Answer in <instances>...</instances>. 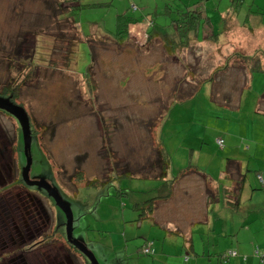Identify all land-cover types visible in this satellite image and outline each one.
I'll list each match as a JSON object with an SVG mask.
<instances>
[{"label": "rangeland", "instance_id": "374dc122", "mask_svg": "<svg viewBox=\"0 0 264 264\" xmlns=\"http://www.w3.org/2000/svg\"><path fill=\"white\" fill-rule=\"evenodd\" d=\"M131 1L137 7L134 10ZM72 4L79 7L68 11ZM186 10L200 14L196 21L193 11L191 20L196 25L192 29H186L189 24L184 18L180 29L188 40L182 48L169 53L156 40L143 46L133 43L148 31L146 19L154 20L149 34H173L171 20ZM121 13L134 20L126 23L125 34H121L131 40L117 43L116 16ZM263 26L264 0H0V89L14 87L15 103L30 122L35 145L30 137L29 176L45 177L57 186L71 212V234L85 243L97 264H160L156 255H141L133 247L140 243L138 235L146 237L148 221L140 227L136 222L121 227L115 213L122 202L130 209L138 195L149 197L151 185L158 180L115 175L125 167L134 175L150 173L147 160L155 155L156 139L170 158L197 148L198 126L216 116L212 111L221 113L222 107L211 96L232 102L241 86L239 77L244 82L242 72L239 76L237 71L242 61L235 54L253 56V61L264 64ZM224 63V68L214 71ZM194 89L196 93L189 97ZM243 90L254 97L258 92ZM186 96V101L173 100ZM169 101L171 105L164 110ZM24 160L19 124L0 111V241L5 239L0 242V259L11 245L15 247L11 223L25 212L21 197L26 190L23 181L19 182ZM245 180L253 181L250 172ZM121 188L132 192L117 197ZM189 194L199 198L196 186ZM52 200L50 208L62 232L60 224L66 215ZM173 218L181 225L180 217ZM221 232L216 231L219 239H230L225 234L219 237ZM214 238L213 234L205 242L204 252H212L211 259L225 264L227 260L219 258L221 251L209 246ZM237 238L244 240L240 234ZM262 239V250L253 238L249 251L241 253L258 259L252 264H264L254 254L255 250L264 254V230Z\"/></svg>", "mask_w": 264, "mask_h": 264}, {"label": "crops", "instance_id": "0c3cea01", "mask_svg": "<svg viewBox=\"0 0 264 264\" xmlns=\"http://www.w3.org/2000/svg\"><path fill=\"white\" fill-rule=\"evenodd\" d=\"M262 30L264 32V26ZM128 40L131 39L128 38ZM154 40L162 43L159 36ZM133 43L139 42L133 40ZM215 43H218V39ZM238 66L240 68L237 71L239 76L242 72L244 82L242 77L241 79L239 77L241 86L237 97H234L235 100L232 102H226V98L219 101L215 98L216 94L214 97L211 96L217 106L222 107L221 113L212 111V114L217 116L208 117L209 120L206 118L205 124L202 123L204 128L201 125L198 126L196 134L200 144L195 150L190 148L188 153L182 152L178 153V156H171L166 178L177 176L173 182L172 192L164 200H156L150 216L144 219L152 227L157 228V234H154L158 244L155 255L160 264H219L218 259L217 262L211 259L212 252H204L205 242L209 243L210 236L213 234L215 238L209 245L212 249L218 252L233 250L237 253L232 259H225L227 260L225 264L256 262L258 259L254 256L241 255L244 251H249L253 238L262 250L264 181L262 179L263 183L258 182L255 175L260 174L262 178V170H264V120L262 119L264 117L262 74L264 73L248 72L243 62ZM244 88L258 90V92L254 97V94L248 91L245 94ZM242 96L245 99L244 104H242ZM219 114H222L221 119L218 118ZM200 129L205 131L202 132ZM219 138L223 141L222 149H219L215 143V139ZM248 172L253 176L251 182L245 180ZM152 179L154 178L148 180ZM158 183L159 181L151 185L153 191L150 195H153ZM193 186L199 190V198H191L189 191ZM252 187L257 189L252 190ZM127 191L130 192L129 194L132 192ZM220 193L222 197L219 196ZM117 195L121 197L120 194ZM138 196L131 201V208H134L133 203H138L145 197ZM119 207H121L120 210L115 213L118 214L121 227L126 222H136L140 227L141 221L136 220L133 209H126V203L123 202L119 204ZM165 213L171 214L163 217ZM176 216L180 217L181 225L178 224L177 218H173ZM221 217L223 219H220ZM149 229H151L150 226ZM205 229H207L206 239L203 238ZM219 229L223 232L219 234V237L225 234L230 236V239H219L216 233ZM238 234L244 236L243 241L237 238ZM145 235V238L150 237L149 232ZM232 235L234 237H231ZM137 237L141 244L144 237L141 235ZM140 244H134L133 247L136 245L135 248H138ZM184 255H186L185 260ZM243 256L246 257L242 258Z\"/></svg>", "mask_w": 264, "mask_h": 264}, {"label": "trees", "instance_id": "16d2710c", "mask_svg": "<svg viewBox=\"0 0 264 264\" xmlns=\"http://www.w3.org/2000/svg\"><path fill=\"white\" fill-rule=\"evenodd\" d=\"M65 1L69 2L71 0H65ZM78 1L80 2V0H78ZM73 7L74 8L75 7H79V5L72 4V5L68 6V11L72 10ZM193 11L195 13V17H196V21H197V16H198V14H200V12H198L197 10H192V11L186 10L185 13L183 12L181 14L180 18L177 17V18L171 20V22L173 24V27L175 28L174 33L171 34V35H169V34L168 35L167 34L166 35H163V34L161 35L160 32H158L156 34L154 32L152 34H149L148 33L149 29L153 26L152 24H154V22H153L154 20L153 19L152 20H147L146 19L147 26L149 27L148 29L146 28V30H148V31L144 32L143 40L138 41L139 43H137L136 45L143 46L146 43V41L149 42L151 40H154L155 37L154 38H152V37L153 36L157 37L158 34H159V37H160L161 42H162L161 45H163V48H165L166 51H168L169 53H173L176 48H178V49L182 48V46L186 45L185 43L188 40V36H186L184 33H182L180 28L182 27V24L184 23V18L185 17L187 18V21H188L187 24H189V27L186 28V29L188 30L189 28L192 29V28L195 27L196 22L191 20V19L194 18V16L192 15V14H194ZM177 12H178V15H179L180 13H179L178 10H177ZM133 20H134V18H132L130 16H126L124 13L118 14L116 16V30H115V34H114L115 35L114 37L116 38L115 42L118 43L119 41H125L127 36L124 35L125 38H122V35L125 34L124 31L126 29L125 28L126 27V23L132 22ZM204 22L207 23V19H205ZM183 37H185V38H183ZM261 55H262V57H264V53H262ZM235 56L240 57V60L246 65L248 72L264 73V64H262V66H261L258 59H254V61H253V58H254L253 56L252 57L251 56H244V55H241V54H239V55L235 54ZM225 66H226V63L223 64V67H219V66L215 67L214 71H216V70H218L220 68H224ZM88 68H89V66H88ZM210 78H211V75H209V77H207L206 80L209 81ZM197 86L198 85H196V88H197ZM195 89L191 92L190 95H188L189 97L194 95V93H196ZM16 95L17 94H16V92L14 90V87L13 88H9V86H2V88L0 89V96L8 98L13 103H15V98H17ZM262 95H264V93ZM188 96L180 98V99H173V100H176V102L186 101ZM221 100H223V98H221ZM171 101H169L165 105L164 110L169 108V106L172 103ZM225 101H229V100L227 99ZM217 103L220 104L221 102H217ZM15 104L21 106L19 103H15ZM224 104H226V103H224ZM1 111L5 112L2 109H1ZM218 118L221 119L222 117L219 116ZM202 127L204 128V126H202ZM29 129H30V136L33 139L32 140L33 141V145H35L34 144V134L32 132L30 122H29ZM220 140H221V144L220 145L217 144L216 139H215V143H216V145L218 146L219 149H222L223 148V141H222V139H220ZM19 141H20V135H19ZM155 145H156L155 146V149H156L155 155L151 159L147 160V162L149 163L148 169L151 170L150 173H148L149 171H143V175H137V174L134 175L131 171H129L131 169H129L128 167H125V168H123V170L120 173H118L117 176L115 175L116 178L117 177H131V178H136V179H139V178H148V179L149 178H154V180L158 179L159 183H158V186L156 187V189L154 190L153 195H150L147 198L143 197V200L139 201L138 203H133L134 208L130 207V209H133L135 211V213H136V218H137L136 220L141 221V223L144 222V221H147V220H144V219H146V218L148 219V217L150 216V213H151V211L153 209V205H154L156 200H164L165 198L170 196V194L172 192L173 182L175 181V179H177V176H173L171 178H166V174H167V170L169 169V166H170L171 158H170L169 155L166 154L165 151H167V150L164 148L163 144H162V147H161L160 146V142L159 141L157 142V139L155 141ZM24 158H25V155H24ZM187 168H189V166ZM48 171H47V174H49ZM108 182H110V181H108ZM262 183H263V181H262ZM94 184H95V182H93L91 185H94ZM124 189L126 190L128 188H124ZM124 189L121 188L120 189L121 191H118L116 193V196H118L117 194H120V196L125 195V194L127 195L128 191L126 190L127 192H123ZM230 204H232V202ZM149 226L151 227V229H149ZM147 229H148L147 233L149 232V234H150L149 236L150 237L149 238L148 237L147 238L144 237V239L141 242V244L139 243L140 245L138 246L136 252L141 254V255L151 256L152 257L153 255L156 254L155 250H156L157 245H158L157 244V240L155 239V236H154V234H157L156 233L157 228L152 227L150 225V223H148ZM229 251H231V250H227V251L221 252V255H220L219 258L222 259V260L227 259L229 256H231V255H227V253ZM257 256L261 260L262 256H259V255H257ZM263 256H264V254H263ZM185 257H186V255H184V260L186 259Z\"/></svg>", "mask_w": 264, "mask_h": 264}, {"label": "flooded vegetation", "instance_id": "af4514ba", "mask_svg": "<svg viewBox=\"0 0 264 264\" xmlns=\"http://www.w3.org/2000/svg\"><path fill=\"white\" fill-rule=\"evenodd\" d=\"M31 164L32 157L27 173L28 179L30 181H44L49 186L54 187L63 200L57 186L52 185L45 177L41 179L30 178L29 170ZM22 166H24V164L20 166L19 182L23 181L21 186L26 190L25 192L23 189L25 195L21 197L22 201H24L23 208L25 212L23 218L17 221L14 220L11 223V234L12 238L14 237L12 241H15L13 244L15 247L11 245L5 251V255L0 259V264H91L78 246L72 243L73 240H77L74 238L73 234L70 232L69 238L66 237V218L65 223L60 224L64 228L62 231L63 233L60 232V229L57 227L58 218L54 216L55 212L50 208V201L53 202V200L48 191L42 184H29L21 179ZM48 173L49 174L46 173L47 176L50 179L53 178L50 171H48ZM36 190H39V192H36ZM28 192H34L36 194L30 195ZM40 200L45 204V207ZM48 226L49 230L45 232ZM4 231L5 229H3V232ZM0 235H2V233ZM4 240L5 239L0 242L3 243ZM50 240L53 242H48ZM83 244L85 245V243Z\"/></svg>", "mask_w": 264, "mask_h": 264}, {"label": "water", "instance_id": "95a60500", "mask_svg": "<svg viewBox=\"0 0 264 264\" xmlns=\"http://www.w3.org/2000/svg\"><path fill=\"white\" fill-rule=\"evenodd\" d=\"M0 109L4 110L6 113L13 116L17 123L19 124L20 130H21V137H22V144H23V153L25 155V164L22 168V180L26 181L29 184H42V186L48 191V193L55 199L57 204L62 208V210L65 212L66 215V226H65V232L66 237L69 238L70 235V223H71V213L68 205L61 199L60 195L56 191L54 187L49 186L44 181H30L28 179L27 173L30 165L31 156L29 153L30 148V129H29V121L26 112L24 109L10 101L6 97H0ZM73 244L77 245L78 248L83 252L86 257L89 259L91 264H97L96 259L94 258L93 254L86 249L83 243L77 240L72 241Z\"/></svg>", "mask_w": 264, "mask_h": 264}, {"label": "clouds", "instance_id": "9594fccd", "mask_svg": "<svg viewBox=\"0 0 264 264\" xmlns=\"http://www.w3.org/2000/svg\"><path fill=\"white\" fill-rule=\"evenodd\" d=\"M130 8L131 9H136L137 7H136V5H134L133 3H132V1H131V4H130ZM31 156V155H30ZM30 162H31V160H30ZM24 164H25V162H24ZM256 175H260V174H256ZM256 175H255V178H256ZM260 177H261V175H260ZM256 180L258 181V182H260L257 178H256ZM260 183H262V178H261V182ZM231 251H233V250H231ZM257 251V253H254L255 255H259V256H263V254L262 253H260V252H258V250H256ZM234 252V254L233 255H236V253H235V251H233ZM264 263V262H263Z\"/></svg>", "mask_w": 264, "mask_h": 264}, {"label": "built area", "instance_id": "2783aa9c", "mask_svg": "<svg viewBox=\"0 0 264 264\" xmlns=\"http://www.w3.org/2000/svg\"><path fill=\"white\" fill-rule=\"evenodd\" d=\"M216 142H217L218 145L221 144V140H220V139H216ZM256 178L261 182V177H260V175H256ZM254 253H257V251L255 250ZM233 254H234L233 251H229V252L227 253V255H233ZM261 261L264 262V256H262Z\"/></svg>", "mask_w": 264, "mask_h": 264}]
</instances>
